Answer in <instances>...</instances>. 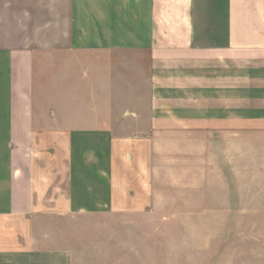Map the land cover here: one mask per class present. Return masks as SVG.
Instances as JSON below:
<instances>
[{
  "label": "crops",
  "instance_id": "obj_1",
  "mask_svg": "<svg viewBox=\"0 0 264 264\" xmlns=\"http://www.w3.org/2000/svg\"><path fill=\"white\" fill-rule=\"evenodd\" d=\"M3 22L0 264H199V211L206 264H264V0H69L47 44Z\"/></svg>",
  "mask_w": 264,
  "mask_h": 264
},
{
  "label": "rangeland",
  "instance_id": "obj_2",
  "mask_svg": "<svg viewBox=\"0 0 264 264\" xmlns=\"http://www.w3.org/2000/svg\"><path fill=\"white\" fill-rule=\"evenodd\" d=\"M10 1V0H9ZM12 4L7 6L0 5V19L4 21V25L10 37L20 39L22 36L32 38L39 37L41 44H47L52 36L53 26L56 31L63 22L59 19H67L68 1L69 0H11ZM2 2V0H0ZM63 27V26H62ZM200 213L191 217L184 216L178 218L181 224H197L199 231L194 232L199 238V247L194 249V255L199 257V264H206L207 259V241H208V225L209 211H199ZM185 234V232H184ZM191 252V249H190ZM191 254V253H190Z\"/></svg>",
  "mask_w": 264,
  "mask_h": 264
}]
</instances>
